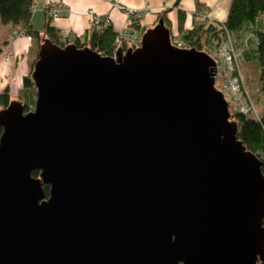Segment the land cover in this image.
<instances>
[{"label": "water", "instance_id": "water-1", "mask_svg": "<svg viewBox=\"0 0 264 264\" xmlns=\"http://www.w3.org/2000/svg\"><path fill=\"white\" fill-rule=\"evenodd\" d=\"M159 21L114 56L39 46L35 108L0 110V264H264V160Z\"/></svg>", "mask_w": 264, "mask_h": 264}, {"label": "trees", "instance_id": "trees-1", "mask_svg": "<svg viewBox=\"0 0 264 264\" xmlns=\"http://www.w3.org/2000/svg\"><path fill=\"white\" fill-rule=\"evenodd\" d=\"M180 0H177V3ZM229 11L226 19L223 23L212 20L207 22L205 19L198 20L190 29L184 28L185 15L183 10L179 11V28L183 31V38L189 43H192L197 49H200L201 39L212 37L214 34L218 35L223 32V25L225 28L232 32L239 33L245 27L251 30L254 34L256 42L251 47L243 48V59L259 60L262 71L264 73V0H231L229 5ZM34 8V0H0V22L3 24H11L12 26H18V29L23 31V34L29 35L32 38L39 40V46L42 40L50 38L54 43L64 46L70 41L63 43L61 41V30L51 24V18L54 17L49 10L56 8L54 6L46 7V20L43 24V29H35L32 26V12ZM58 9V8H57ZM165 25L168 26V22L164 16ZM133 26L140 27V23L133 24ZM147 27L141 28V32L144 34ZM116 32L112 28L111 24L97 29L90 27V30L83 36L74 37L73 42L78 47L85 45L97 50L102 55H113L117 49V45H114V38ZM170 35H173L170 33ZM38 46V48H39ZM121 48L125 50L127 44L125 40L121 42ZM40 49V48H39ZM39 51V50H38ZM38 52L34 60L28 69V72L21 77V87L18 90V99L24 104L25 110L28 112L36 105L37 88L35 81L32 77L34 64L37 61ZM264 82V81H263ZM11 101V93L9 88L2 89L0 91V110L5 108ZM231 119L236 122L238 131L237 138L240 139L245 145L246 149L253 151L260 159H263L262 152H264V113L260 117L248 116L240 111L231 110ZM3 132V126L0 125V136ZM1 138V137H0ZM264 160V159H263ZM264 171V164L262 165ZM35 177L40 176V171L35 169L32 171ZM43 190L48 196L50 193V184L43 183ZM264 224V223H263Z\"/></svg>", "mask_w": 264, "mask_h": 264}, {"label": "crops", "instance_id": "crops-1", "mask_svg": "<svg viewBox=\"0 0 264 264\" xmlns=\"http://www.w3.org/2000/svg\"><path fill=\"white\" fill-rule=\"evenodd\" d=\"M130 8L145 9L147 12L139 18L141 28L155 27L164 16L168 22L170 33L175 34L179 28V11L185 15L184 28L190 29L198 20L205 19L223 23L229 11L231 0H115ZM58 8V15L51 18V24L66 32L83 36L90 30V17L87 9L93 8L100 16L110 18V23L115 32L123 29L126 22V13L113 5V0H34L32 12V26L43 29L46 20V7ZM146 10V9H145ZM7 23L6 25H8ZM7 38L2 42L0 56V71L4 72L5 79L0 83V89L8 86L9 93L15 94L21 87V77L26 74L30 63L34 60L39 50V40L29 39L25 36H12L11 33L18 26H12ZM167 27V26H166ZM45 40V39H44ZM42 40L41 43L44 42ZM121 46H119L120 48ZM7 56L9 58L7 59ZM34 56V57H33ZM33 59V60H32ZM32 60V61H31Z\"/></svg>", "mask_w": 264, "mask_h": 264}, {"label": "rangeland", "instance_id": "rangeland-1", "mask_svg": "<svg viewBox=\"0 0 264 264\" xmlns=\"http://www.w3.org/2000/svg\"><path fill=\"white\" fill-rule=\"evenodd\" d=\"M125 5V4H123ZM126 6V5H125ZM91 9V7H90ZM87 9L86 13L90 10ZM93 9V8H92ZM146 9V10H145ZM145 13H148L147 8H145ZM121 10V9H120ZM122 11V10H121ZM126 13V11H125ZM143 14V15H144ZM204 18L207 17L204 15ZM138 19H133L132 17L126 14V22L127 24L124 25L123 29L119 32H116V36L114 38V45H117V49L121 45L119 42H123L125 40L127 44V48L131 47V43H137L138 37L141 33L140 28L133 26V24H138ZM11 24H2L0 22V56L2 53L1 44L7 38L9 31L12 29ZM224 29V25H223ZM227 29V28H226ZM12 36H25L23 35V31L21 29H14L11 33ZM85 35V34H84ZM143 35V34H142ZM184 35L183 31L178 30L177 33L170 36V39L173 37L177 41L182 38ZM77 37H80L77 35ZM142 37V36H141ZM211 37L202 38L201 39V46L199 50H203L208 52L211 55H217L220 57L222 62V69L219 71L217 76V84L223 86L226 94L231 98L232 102H230L229 111L231 110L236 111L239 107H242L244 104L250 106L249 112L246 114L249 116L260 117L262 113H264V73L261 68V64L259 60H249L243 59V48L251 47L256 42L254 34L248 28H244L239 33L232 32L229 29L226 30V33L216 42L214 40H210ZM141 40V39H140ZM63 43L68 42L69 40L61 39ZM70 43H74L73 40ZM68 43V44H70ZM186 43V42H184ZM188 46H193L192 43H186ZM65 46V45H64ZM229 47L234 49L236 54V61L234 68V72L226 71V62H224V54L229 52ZM196 48V47H195ZM116 49V50H117ZM115 50V52H116ZM123 50V51H125ZM115 52L113 53L114 56ZM34 57V56H33ZM1 60V59H0ZM33 60V59H32ZM31 60V61H32ZM1 63V61H0ZM31 65V63H30ZM29 65V67H30ZM5 79L4 72L0 71V83ZM1 91V89H0ZM239 97V98H237ZM17 96L13 93L11 94V101H17ZM237 98V99H236ZM243 104V105H242ZM35 108V107H34ZM33 108V109H34ZM238 112V111H237ZM262 157L264 159V152H262Z\"/></svg>", "mask_w": 264, "mask_h": 264}, {"label": "built area", "instance_id": "built-area-1", "mask_svg": "<svg viewBox=\"0 0 264 264\" xmlns=\"http://www.w3.org/2000/svg\"><path fill=\"white\" fill-rule=\"evenodd\" d=\"M113 5L116 6L117 8L121 9L122 11H126V14H127V17L130 16L132 17L133 19H138L142 16V14H144L145 10L143 9H137V8H130V7H127L123 4H121L120 2L118 1H115L113 0ZM49 12L53 15V16H57L58 14V9L57 8H52L49 10ZM88 16L90 17V27H94V28H97V29H102L108 25H110V18L107 17V16H100L97 12H95L94 9H90L88 12H87ZM226 28L224 27V30L223 32L219 33L218 35H213L211 37V41L214 40L215 42L217 40H219L225 33H226ZM142 32L140 33L139 37H138V42L137 43H131V47L133 49H135L137 46H139L141 43H140V39H141V36H142ZM23 35H26V34H23ZM29 39H31V37L29 35H26ZM61 36H62V39L63 40H69V41H72L74 39V37H76V35L72 32H66L64 30H61ZM170 42H172V44L177 47V48H191V46L187 45V41L184 40V38H180L178 41L176 39H174L173 37L170 39ZM186 42V43H184ZM70 43V42H69ZM121 43V42H119ZM189 43V42H188ZM229 52H226L224 54V62H226V71H230V72H234L235 71V68H234V65H235V62L236 61V54H235V50L232 49L231 47H229ZM210 56L213 58L214 62H215V66L213 68V73H214V84L216 85V87L222 92V94L224 95V98L225 100H227V105L229 106L230 105V102H232L231 98L226 94L223 86H220L219 84H217V76L219 74V71L222 69V62H221V59L219 56L217 55H211ZM9 58V56H7V59ZM239 98V97H237ZM236 98V99H237ZM243 105V104H242ZM230 107V106H229ZM250 110V106L249 105H243L242 107H239V109H237L236 111H240L244 114H246L247 112H249ZM247 115V114H246Z\"/></svg>", "mask_w": 264, "mask_h": 264}]
</instances>
